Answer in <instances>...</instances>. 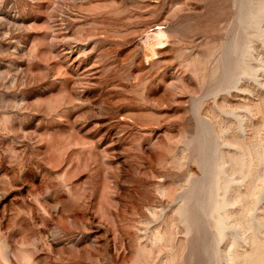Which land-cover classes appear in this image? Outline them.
Wrapping results in <instances>:
<instances>
[{"label": "rangeland", "instance_id": "1", "mask_svg": "<svg viewBox=\"0 0 264 264\" xmlns=\"http://www.w3.org/2000/svg\"><path fill=\"white\" fill-rule=\"evenodd\" d=\"M262 151L264 0H0V264H239Z\"/></svg>", "mask_w": 264, "mask_h": 264}, {"label": "bare ground", "instance_id": "2", "mask_svg": "<svg viewBox=\"0 0 264 264\" xmlns=\"http://www.w3.org/2000/svg\"><path fill=\"white\" fill-rule=\"evenodd\" d=\"M75 1V0H73ZM109 1H115L118 4H125L127 1V5L131 4V2H134L135 0H109ZM139 1V0H138ZM142 2H145L146 0H141ZM129 2V3H128ZM146 5H137L136 6V11H133L131 14H128V17H133L136 14L140 13ZM118 9H121L118 7ZM127 17V15H125ZM254 17V13H250L249 8L247 6V13L245 16V19L248 18L249 20ZM63 31V30H62ZM62 40L67 37L66 31L62 32ZM167 36V31L161 30L157 28V31H154L153 33L147 32V38L150 40L151 45L155 46L156 44H161L164 42L165 38ZM149 42V43H150ZM77 46H71V45H66L65 46V54L66 58L70 61V63L77 64L78 60L80 59V53L79 49H75ZM64 49V48H63ZM80 61V60H79ZM79 63L77 64V72H78V79L76 81V84H82L85 82L86 77L85 73L86 71L83 70L79 72L78 70ZM264 151L261 153V157H263ZM240 166L243 165L242 162H239ZM224 167H220L219 170L223 169ZM231 182L232 179L227 180V181H216L214 191L217 194V199L216 202L211 206L210 210V215L211 218L214 219L213 225H215V228L218 230V233L223 236V231L227 227V219L230 217V209L227 208L226 206H230L234 200L231 199V197L227 196V192L231 187ZM184 212H187L185 209ZM246 215H243L241 220L238 221L239 225L242 226L245 230H248V227L245 225L244 221L247 222L246 220ZM191 220V219H190ZM192 223V221H190ZM261 224L264 225V219L260 222ZM250 234V233H249ZM246 237V236H245ZM250 237V236H249ZM261 238V237H260ZM264 238V237H263ZM252 251L251 252H235V257L231 255L229 256V253L227 252L225 254L226 259H231L234 261L235 259L239 262V264H264V241L262 240H255L253 239L252 244Z\"/></svg>", "mask_w": 264, "mask_h": 264}]
</instances>
